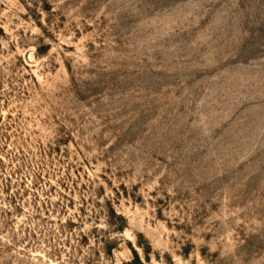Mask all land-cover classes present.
<instances>
[{
	"label": "rangeland",
	"instance_id": "1",
	"mask_svg": "<svg viewBox=\"0 0 264 264\" xmlns=\"http://www.w3.org/2000/svg\"><path fill=\"white\" fill-rule=\"evenodd\" d=\"M132 248L264 264V0H0V264Z\"/></svg>",
	"mask_w": 264,
	"mask_h": 264
},
{
	"label": "trees",
	"instance_id": "2",
	"mask_svg": "<svg viewBox=\"0 0 264 264\" xmlns=\"http://www.w3.org/2000/svg\"><path fill=\"white\" fill-rule=\"evenodd\" d=\"M114 214H115V212H114ZM127 263L128 264H135V263L142 264V261L140 259V256H139V254L137 253V251L134 248H132V258Z\"/></svg>",
	"mask_w": 264,
	"mask_h": 264
}]
</instances>
